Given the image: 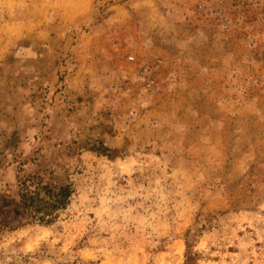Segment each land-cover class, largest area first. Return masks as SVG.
Segmentation results:
<instances>
[{
  "label": "rangeland",
  "instance_id": "rangeland-1",
  "mask_svg": "<svg viewBox=\"0 0 264 264\" xmlns=\"http://www.w3.org/2000/svg\"><path fill=\"white\" fill-rule=\"evenodd\" d=\"M188 255L264 264V0H0V264Z\"/></svg>",
  "mask_w": 264,
  "mask_h": 264
},
{
  "label": "trees",
  "instance_id": "trees-1",
  "mask_svg": "<svg viewBox=\"0 0 264 264\" xmlns=\"http://www.w3.org/2000/svg\"><path fill=\"white\" fill-rule=\"evenodd\" d=\"M46 191L49 190L45 185L41 186ZM30 190H27V187L24 186L18 192V201L16 203V208L21 210L23 213H29L31 202L34 199V196L30 194ZM71 193L70 186L68 184L59 186V188L54 192V200L51 202V206L62 208L65 206L69 195ZM184 264H194V258L192 256H186Z\"/></svg>",
  "mask_w": 264,
  "mask_h": 264
}]
</instances>
